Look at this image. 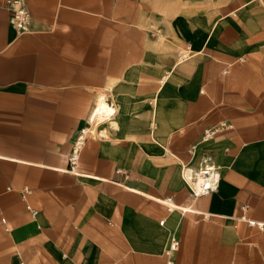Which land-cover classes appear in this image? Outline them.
I'll use <instances>...</instances> for the list:
<instances>
[{
	"label": "crops",
	"instance_id": "0c3cea01",
	"mask_svg": "<svg viewBox=\"0 0 264 264\" xmlns=\"http://www.w3.org/2000/svg\"><path fill=\"white\" fill-rule=\"evenodd\" d=\"M24 1L17 33L0 0V264H166L172 236L174 264H264V0Z\"/></svg>",
	"mask_w": 264,
	"mask_h": 264
},
{
	"label": "built area",
	"instance_id": "2783aa9c",
	"mask_svg": "<svg viewBox=\"0 0 264 264\" xmlns=\"http://www.w3.org/2000/svg\"><path fill=\"white\" fill-rule=\"evenodd\" d=\"M4 7L9 12V25L17 33L27 32L28 25L31 21L29 11L27 10L24 0H5ZM177 57L179 60H184L190 57L189 47L177 51ZM89 132L83 130L76 138L72 145L71 151L68 156V170L76 173L78 169L79 157L85 140L92 134L93 130L88 128ZM218 128H212L203 133L202 138L204 140L210 139ZM180 177L185 183L188 190L193 196H202L217 189L220 173L219 169L210 163H205L201 168L196 170L188 167H181ZM35 212H32L34 216ZM254 223V222H252ZM251 223V224H252ZM254 225V224H252ZM259 228H264L263 224H258ZM178 240L172 236L170 239L169 248L166 251L167 261L166 264H174L173 254L177 250Z\"/></svg>",
	"mask_w": 264,
	"mask_h": 264
},
{
	"label": "bare ground",
	"instance_id": "6f19581e",
	"mask_svg": "<svg viewBox=\"0 0 264 264\" xmlns=\"http://www.w3.org/2000/svg\"><path fill=\"white\" fill-rule=\"evenodd\" d=\"M106 101V98H105ZM103 100V98L98 97L97 100L95 101V106L91 112L90 115V122L95 123L97 121H100L101 119L108 118L110 117V106ZM86 133L89 132L88 130L85 131ZM167 204L168 202L165 201ZM169 205V204H168Z\"/></svg>",
	"mask_w": 264,
	"mask_h": 264
},
{
	"label": "rangeland",
	"instance_id": "374dc122",
	"mask_svg": "<svg viewBox=\"0 0 264 264\" xmlns=\"http://www.w3.org/2000/svg\"><path fill=\"white\" fill-rule=\"evenodd\" d=\"M155 1H156V4L158 5L156 8L158 12L163 11L165 8V5L169 4L170 1H173V4L175 6H177L179 4L176 1H179V2L183 3L184 5L193 4L196 1H204L205 2L204 4H208V3L212 4L211 0H155ZM205 7H208V6H205ZM177 49H178V47H176L174 51H176ZM104 119H107V118H104ZM104 119L103 120L101 119L102 121L100 120V121H97L95 123L94 122L91 123L92 127H97L98 125H100L102 123H104L106 126L110 125L109 119H107V121H104ZM88 137H90V136H88Z\"/></svg>",
	"mask_w": 264,
	"mask_h": 264
},
{
	"label": "water",
	"instance_id": "95a60500",
	"mask_svg": "<svg viewBox=\"0 0 264 264\" xmlns=\"http://www.w3.org/2000/svg\"><path fill=\"white\" fill-rule=\"evenodd\" d=\"M106 95H107V94H106V92H105V93H103V94L101 95V98H105V97H106ZM112 113H113V110L111 109V110H110V112H109V114L111 115Z\"/></svg>",
	"mask_w": 264,
	"mask_h": 264
}]
</instances>
